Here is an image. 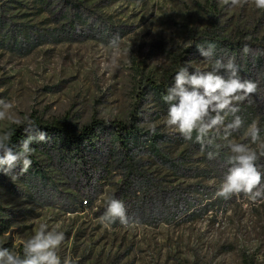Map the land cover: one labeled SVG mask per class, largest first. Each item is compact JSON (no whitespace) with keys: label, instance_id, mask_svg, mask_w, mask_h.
I'll use <instances>...</instances> for the list:
<instances>
[{"label":"rangeland","instance_id":"1","mask_svg":"<svg viewBox=\"0 0 264 264\" xmlns=\"http://www.w3.org/2000/svg\"><path fill=\"white\" fill-rule=\"evenodd\" d=\"M4 1L0 0V100L12 108L9 118L0 120V134L18 125L16 120L66 119L77 126L92 119L127 121L139 71L163 80L181 66L189 71L211 70L203 57L187 53L193 38L210 28L205 0H52L41 12L26 1ZM212 2L220 12L216 19L227 33L235 36L239 30L260 45L246 53L261 52V65L250 59L245 78L258 85L257 92L239 104L237 114L244 127L230 137L256 148L245 132L256 122L264 140V9L251 2L236 7L222 0ZM140 110L143 126L163 131L167 144L180 136L166 127L165 119L154 120L157 113L150 100ZM231 119L229 115L227 121ZM143 159L142 174L155 179L160 188L141 187V177L134 176L130 194L135 198L123 202L130 220L124 226L118 220H100L106 201L119 199V170L100 186L97 182L103 174L96 165L82 170L41 157L48 178L15 176L14 187L0 190V203L7 209L4 216L11 221L0 233V246L19 254L43 223L65 234L58 249L62 264L64 260L70 264H242L243 254L253 264H264V199L253 202L240 194L225 200L214 195L231 165L212 176L199 171L172 176L167 164L149 156ZM256 164L264 189V156ZM87 195L92 205L82 210L80 201Z\"/></svg>","mask_w":264,"mask_h":264},{"label":"trees","instance_id":"2","mask_svg":"<svg viewBox=\"0 0 264 264\" xmlns=\"http://www.w3.org/2000/svg\"><path fill=\"white\" fill-rule=\"evenodd\" d=\"M11 1L19 3L22 1L29 2L33 8L40 12L44 11L45 8H49L52 3V0H6L4 2ZM205 1L210 13V28L208 31H204L196 38H193V45L189 47L187 53L202 57L198 47L207 48L211 44L214 46L213 59H219L224 62L228 59L235 60L236 65L241 69L239 75L241 79L245 80L248 68L251 65L250 59L261 65L262 57L261 52L256 51L254 55H248L242 49L244 45H247L248 48L254 46L255 48H260V45L255 42L253 37L239 30L236 31L235 36H231L233 32L227 33L221 27L219 20L216 19L220 13L216 4H213L212 0ZM243 64L244 69L241 67ZM181 67L171 71L163 80L152 79L139 71V76L136 75L134 79L136 82L135 103L127 121L116 120L107 122L101 119H92L87 124L77 126L66 119L52 122L31 119L35 121L41 130L47 132L48 140L47 142L34 143L31 146L35 150L31 156V167L27 172L21 174L19 172L20 166H18L14 170L15 176L19 178L24 176L40 177L43 180L48 178L47 173L40 165L41 157L46 159L55 158L60 162L76 165L82 170L88 166L95 167L96 165L100 167V171L103 174L97 182L100 186L108 183L105 181L106 176L109 177L114 171L119 170L121 172V185L118 189V198L126 202L135 198L130 194L135 187L134 176L141 177V187L158 188L160 186L155 179L142 174L145 163L143 156H149L163 164H167L172 176H185L187 173L195 171L212 176L210 173L217 172L221 168H228L230 165L227 163V159L231 153L224 146L227 143L226 141L218 138L216 144L220 145V147H213L206 143L197 142L194 133L191 141L184 140L180 135L172 144H167L169 141L163 131L155 129L153 132L152 129H146L142 124L144 118L142 117L140 106L148 100L155 105V113L157 114L154 120H164L166 118L168 105L162 98L166 94L167 88L174 83V76ZM23 126L21 123L12 126L8 130L12 134L11 141L13 144H19L25 138ZM104 147L107 150H103ZM179 150L180 152L176 154ZM209 152L216 153L214 159H208L207 154ZM209 162L214 165L211 169ZM14 185V179L0 171V190L4 187H14ZM195 185L199 186L200 184ZM182 200L184 199L182 198ZM185 202L187 204L189 199L187 198ZM91 205L92 200L89 195L80 201L82 210ZM5 212H7V209L0 203V233L5 232L11 222L5 218ZM22 253L23 248L19 250V254L22 255ZM242 264H253V260L248 259V256L243 254Z\"/></svg>","mask_w":264,"mask_h":264},{"label":"clouds","instance_id":"3","mask_svg":"<svg viewBox=\"0 0 264 264\" xmlns=\"http://www.w3.org/2000/svg\"><path fill=\"white\" fill-rule=\"evenodd\" d=\"M222 2L232 7L251 2L257 9H264V0ZM213 47L211 44L207 48L198 47L200 55L211 65V70L189 71V67L185 66L175 74L174 83L167 88L162 98L168 105L165 125L178 132L186 141H191L194 133L197 142L209 146L220 147L216 144L218 138L226 141L224 146L231 153L227 163L231 166L214 195L228 200L243 194L255 202L264 199V189L260 187L262 173L256 164L259 156H264L261 130L256 122L246 128L245 135L256 148L233 142L230 137L244 127L242 117L237 114L240 111L239 104L250 101V97L257 92L258 85L251 80L241 79L238 66L233 60L224 62L213 59ZM242 50L244 53L249 52L247 45H244ZM11 108V103L0 100V120L9 118ZM229 115L232 119L227 121ZM14 122L24 125L25 138L19 144L12 143L11 133L0 134V171L10 175L12 179L15 178L14 170L18 166L21 174L31 167V156L35 151L31 146L48 140L47 132L41 130L35 121L26 119ZM207 155L211 160L215 158L216 153L209 152ZM100 220L104 223H114L118 220L124 226L130 223L123 201L111 197L106 201V210ZM64 240L63 232L49 230L48 226L42 223L24 242L22 255L0 246V264H62L58 249ZM63 264L70 262L64 260Z\"/></svg>","mask_w":264,"mask_h":264}]
</instances>
